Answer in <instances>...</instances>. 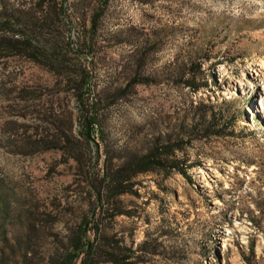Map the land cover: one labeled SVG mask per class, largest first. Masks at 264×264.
<instances>
[{
    "label": "rangeland",
    "instance_id": "rangeland-1",
    "mask_svg": "<svg viewBox=\"0 0 264 264\" xmlns=\"http://www.w3.org/2000/svg\"><path fill=\"white\" fill-rule=\"evenodd\" d=\"M33 1L0 0V8L28 9ZM80 22L73 18L71 30L60 28L64 39L76 43ZM100 27L120 35L96 39L91 54H68V76L4 55L0 46V264L18 259L24 219L32 212L33 222L43 201L58 204L54 210L65 218V207L86 209L90 200L86 170L101 169L100 147L79 150L76 162L59 150L28 144L55 138L51 118L70 121L76 133L82 103L91 102L86 91L65 83L82 80L74 72L79 66L103 97L104 134L112 146L123 145L125 136L142 139L153 123L171 130L176 117L200 102L215 105L219 122L228 124L219 134L197 133L175 151L173 157L188 165L185 174L139 175V196H122L134 214L115 222L125 244L154 242L136 250L132 264H244L241 252L249 245L264 264V0H111ZM144 40L143 83L124 88ZM199 51L208 86L192 93L164 75V68ZM254 80L255 86L247 84ZM50 230L35 231L32 248L40 254L50 244Z\"/></svg>",
    "mask_w": 264,
    "mask_h": 264
},
{
    "label": "trees",
    "instance_id": "trees-1",
    "mask_svg": "<svg viewBox=\"0 0 264 264\" xmlns=\"http://www.w3.org/2000/svg\"><path fill=\"white\" fill-rule=\"evenodd\" d=\"M110 1L34 0L28 9L8 11L4 6L1 7L0 46L4 49V55L23 56L48 72L70 75L72 66L68 64V54L77 57L91 54L97 45L96 39L107 41L120 35L117 31L104 32L100 27L104 9ZM73 18L81 21L75 44L68 37L64 39L60 29L63 26L71 30ZM148 42L144 40L124 88L130 85L128 82L143 83L140 70L145 63ZM201 54L200 51L189 53L186 59L176 61L174 68H164V75L179 79L190 87L192 93L207 88L205 70L199 61ZM74 72L76 75L80 73L82 80H66L65 83L77 91L83 89L91 98L90 104L82 103L76 133H72L70 121L51 118L55 138L42 137L28 144L35 148L59 150L62 155L76 162L80 160L79 150L95 144L98 150L99 147L102 150L101 169L94 171L92 166L86 170L87 193L90 197L86 209L65 207L67 214L64 218L59 216L60 211L57 213L54 210L58 204L55 206L50 202L49 205L43 201L41 208L37 207V218L33 222L30 218L32 212L27 213L23 222L24 230L19 239H16L19 257L12 264L135 263L133 257L136 250L145 251L154 242L144 239L135 248L133 242L125 244V237L115 229V222L120 216L132 217L134 214L124 203L122 196H139V175L170 170L185 174L188 165L185 160L173 157L175 151L188 145L197 133L210 136L227 129L228 124L219 122L215 105L200 102L190 105L187 114L176 117L170 124L171 130L167 127L160 130L159 124L153 123L142 139H129L125 136L123 145L112 146L104 134L100 112L103 101L101 93L91 88L90 80H85L89 72L85 66L77 67ZM116 78L118 81L124 80L119 75ZM228 127V134L234 135L231 125ZM95 137L98 138L97 141ZM196 165L194 163L190 166ZM249 219L255 223L252 217ZM59 223L64 226L62 232L54 230V225ZM49 227L50 244L40 254L37 249L32 248L35 239L39 237L35 231ZM255 227L260 229L257 224ZM241 258L244 264H258L252 245L241 252Z\"/></svg>",
    "mask_w": 264,
    "mask_h": 264
},
{
    "label": "bare ground",
    "instance_id": "bare-ground-1",
    "mask_svg": "<svg viewBox=\"0 0 264 264\" xmlns=\"http://www.w3.org/2000/svg\"><path fill=\"white\" fill-rule=\"evenodd\" d=\"M256 64V63H255ZM251 72H255V69L251 68L250 69ZM255 81V80H254ZM247 84L250 86V85H253L255 86L256 85V81L255 82H247ZM262 98V97H261ZM263 100L260 101V104H261V109H263V112H264V98H262ZM199 169V168H198Z\"/></svg>",
    "mask_w": 264,
    "mask_h": 264
}]
</instances>
